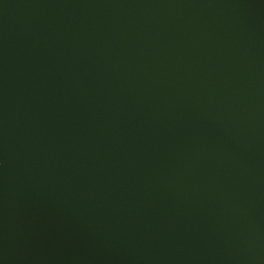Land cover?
<instances>
[{"label":"water","instance_id":"95a60500","mask_svg":"<svg viewBox=\"0 0 264 264\" xmlns=\"http://www.w3.org/2000/svg\"><path fill=\"white\" fill-rule=\"evenodd\" d=\"M0 264H264V0H0Z\"/></svg>","mask_w":264,"mask_h":264}]
</instances>
